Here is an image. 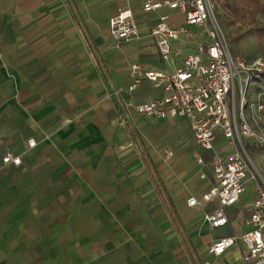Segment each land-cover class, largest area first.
I'll list each match as a JSON object with an SVG mask.
<instances>
[{
  "label": "crops",
  "instance_id": "1",
  "mask_svg": "<svg viewBox=\"0 0 264 264\" xmlns=\"http://www.w3.org/2000/svg\"><path fill=\"white\" fill-rule=\"evenodd\" d=\"M122 12L140 39L111 36ZM162 13L140 0H0V264H246L239 240L220 257L210 248L251 229L254 194L210 228L213 152L186 119L126 109L166 95L147 80L128 91L134 64L173 72L151 35ZM199 40L173 42L179 62ZM8 154L21 165L5 164Z\"/></svg>",
  "mask_w": 264,
  "mask_h": 264
},
{
  "label": "built area",
  "instance_id": "2",
  "mask_svg": "<svg viewBox=\"0 0 264 264\" xmlns=\"http://www.w3.org/2000/svg\"><path fill=\"white\" fill-rule=\"evenodd\" d=\"M144 12H159L151 35L156 39L161 59L173 72L144 71L139 64L131 68V95L147 80L162 88L165 97L140 104L130 101L126 109L158 119L183 118L189 121L199 148L213 152L216 184L204 195V200L217 199L219 206L204 214V222L212 229L229 224L226 208L240 202L242 196L254 194L247 208L251 229L238 237H224L210 248L215 257L224 255L239 240L245 249L246 264H264V172L254 161L250 149L264 153V85L259 82L262 67L251 66L232 53L228 33L220 23L212 0H140ZM172 14L184 17L182 24L170 23ZM191 27L196 30L193 31ZM111 36L118 42L140 39L137 24L130 12H122L110 22ZM199 36L195 52L178 61L173 42ZM116 92L115 95H119ZM224 145L221 152L216 148ZM222 142V143H221ZM37 145L29 141V148ZM172 154L169 152V156ZM198 163L204 159L197 157ZM5 164L21 165V156L8 154ZM188 205H198L196 198Z\"/></svg>",
  "mask_w": 264,
  "mask_h": 264
},
{
  "label": "trees",
  "instance_id": "3",
  "mask_svg": "<svg viewBox=\"0 0 264 264\" xmlns=\"http://www.w3.org/2000/svg\"><path fill=\"white\" fill-rule=\"evenodd\" d=\"M220 7L233 24L246 27L244 32H236L233 41L242 42L248 36H254L260 46V51L264 54V27L260 26L258 17L264 13V4L261 0H212ZM218 16V14H217ZM219 18L220 23L225 27L227 18ZM237 56V55H236ZM259 82L264 85V70L259 74Z\"/></svg>",
  "mask_w": 264,
  "mask_h": 264
},
{
  "label": "rangeland",
  "instance_id": "4",
  "mask_svg": "<svg viewBox=\"0 0 264 264\" xmlns=\"http://www.w3.org/2000/svg\"><path fill=\"white\" fill-rule=\"evenodd\" d=\"M264 4V0H261ZM216 12L220 18H227L228 23L225 24V29L228 33V44L229 48L234 55H237L247 61V63L254 67L264 68V54L260 51V46L258 40L254 36H248L242 42H234L233 37L236 32H244L246 27H241L238 24H233L232 20L226 13L216 5ZM260 26L264 27V13L258 17ZM251 155L257 165L264 172V153H259L258 148L250 149Z\"/></svg>",
  "mask_w": 264,
  "mask_h": 264
}]
</instances>
